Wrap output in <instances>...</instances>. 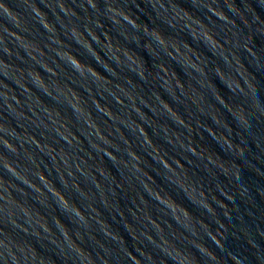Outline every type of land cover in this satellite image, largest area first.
Masks as SVG:
<instances>
[{
    "label": "water",
    "instance_id": "obj_1",
    "mask_svg": "<svg viewBox=\"0 0 264 264\" xmlns=\"http://www.w3.org/2000/svg\"><path fill=\"white\" fill-rule=\"evenodd\" d=\"M0 264H264V0H0Z\"/></svg>",
    "mask_w": 264,
    "mask_h": 264
},
{
    "label": "clouds",
    "instance_id": "obj_2",
    "mask_svg": "<svg viewBox=\"0 0 264 264\" xmlns=\"http://www.w3.org/2000/svg\"><path fill=\"white\" fill-rule=\"evenodd\" d=\"M187 210V209H186Z\"/></svg>",
    "mask_w": 264,
    "mask_h": 264
}]
</instances>
